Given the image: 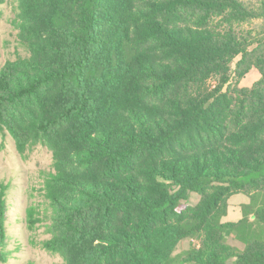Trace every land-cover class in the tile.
Here are the masks:
<instances>
[{"label":"trees","instance_id":"1","mask_svg":"<svg viewBox=\"0 0 264 264\" xmlns=\"http://www.w3.org/2000/svg\"><path fill=\"white\" fill-rule=\"evenodd\" d=\"M16 1L26 55L0 66V136L51 154L43 207L24 211L39 247L64 264H264V0Z\"/></svg>","mask_w":264,"mask_h":264},{"label":"rangeland","instance_id":"2","mask_svg":"<svg viewBox=\"0 0 264 264\" xmlns=\"http://www.w3.org/2000/svg\"><path fill=\"white\" fill-rule=\"evenodd\" d=\"M256 1L252 0L253 3ZM16 5V0H6L0 5V66L7 60H14L17 54L26 55L18 42V32L11 23L16 13ZM260 26L261 22H253L244 25L242 29L258 31ZM251 71L240 82L241 87H250L259 79V73L255 69ZM51 163V154L44 147H36L22 159L16 154L11 139L8 136H0V182L9 185L6 229L7 250L10 258L6 264H64L59 256L47 253L39 247V242L49 237L45 234L44 227L33 234L24 228L25 208L29 205L43 207L41 205L42 177L43 173L52 170ZM245 201L246 198L242 195L231 198L230 219H234L237 213H241L238 202ZM230 244L236 248H242L235 242ZM187 248L186 242L178 248L176 254L182 253Z\"/></svg>","mask_w":264,"mask_h":264},{"label":"crops","instance_id":"3","mask_svg":"<svg viewBox=\"0 0 264 264\" xmlns=\"http://www.w3.org/2000/svg\"><path fill=\"white\" fill-rule=\"evenodd\" d=\"M252 72V71H251ZM235 196H237V195H235ZM242 196H244V195H242ZM233 197V196H232ZM231 197V198H232ZM245 197V196H244ZM231 198L229 199V201H228V211H227V216L223 219V221L224 222H236V221H238L240 218H241V213H237V215L234 217V219H230V215H231V211H230V208H231V204H232V202H231ZM246 198V201L245 202H238L239 203V207L242 205V204H245V203H247L248 202V199H247V197H245Z\"/></svg>","mask_w":264,"mask_h":264}]
</instances>
